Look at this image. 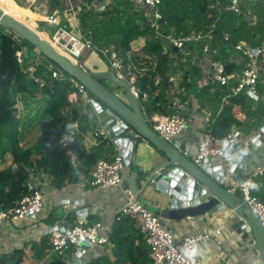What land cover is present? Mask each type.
Segmentation results:
<instances>
[{"label": "trees", "instance_id": "16d2710c", "mask_svg": "<svg viewBox=\"0 0 264 264\" xmlns=\"http://www.w3.org/2000/svg\"><path fill=\"white\" fill-rule=\"evenodd\" d=\"M229 5L230 0H162L161 18L154 26L150 18L125 0H117L98 15L84 14L82 23L92 32L94 46L104 62L107 57L100 50H109L113 45L120 52L126 79L136 75L138 99L146 115L171 116L173 97L184 101L193 95L201 107L212 108L211 127L215 134L224 137L235 128L249 135L264 125V99L257 103L243 91L237 96L230 95L219 112L229 94L228 88L216 84L201 88L197 82L202 77L201 70L191 61L184 64L180 52L166 43L167 36L204 37L212 31L211 46L216 49L212 60L222 62L227 73L238 71V62L231 58L235 46L240 42L253 48L264 44V10L260 6L253 7L254 20L252 15L244 14L245 7L237 14L227 10ZM139 40L143 44L136 49L134 44ZM197 48L202 50L201 42ZM28 49L34 48L0 27V164L9 155L12 164L17 165L16 169L0 167V211L3 212L14 210L30 195L27 183L37 173L50 177L52 186L62 189L76 183L80 172L88 171L80 164L89 169L101 158L114 153L113 144L101 139L98 146L86 148L85 137L91 126L82 113L83 102L77 89L65 79L53 78L44 63L36 67L35 76L40 82H35L27 69L36 55ZM19 52L22 53L21 64L17 58ZM176 75L181 78L179 88L186 98H181V93L170 92L169 77ZM261 80L258 88L264 96V78ZM236 108L246 116V122L236 116ZM27 115L32 118L24 120ZM76 122L79 124L77 132L72 129ZM62 142H66L64 147ZM263 182L264 177H255L251 193L264 203ZM127 229L133 230V234H126ZM135 236L137 241L132 238ZM109 241L114 245L113 258L103 255L85 264H150L149 248L139 230L134 231L131 219L123 218L115 223ZM27 262L23 251L0 255V264ZM47 264L67 262L56 255Z\"/></svg>", "mask_w": 264, "mask_h": 264}, {"label": "built area", "instance_id": "2783aa9c", "mask_svg": "<svg viewBox=\"0 0 264 264\" xmlns=\"http://www.w3.org/2000/svg\"><path fill=\"white\" fill-rule=\"evenodd\" d=\"M35 2V0H34ZM162 0H137V4L145 12L151 20V24L156 26L155 21L161 18L159 7ZM260 6L264 10V0H230L227 10L241 14L242 7L246 8L245 15L253 16V7ZM50 26H59L58 19L50 16L48 19ZM86 38L76 37L66 29L57 28L52 35L50 42L57 51L69 57L79 66L83 67L80 58L86 52L97 53L94 46L92 35L89 32ZM213 39L212 31L204 37L200 35L176 38L173 36L166 37V43L180 52L181 61L186 64L192 62L201 70V78L198 80L201 88L209 84H216L221 87H227L230 95L237 96L243 91L251 96L252 99H259L257 86L264 78V44L259 47H250L245 42H240L235 46L242 61L238 62L239 70L232 73L225 71L222 62L213 61L212 54L216 53V49L212 48L211 41ZM225 41L229 39L226 35ZM201 42L202 50H198L197 44ZM112 49V48H111ZM100 50L106 62L109 64L108 70L112 71L117 79L126 80L132 87V90L138 96L135 88L136 77L126 79L125 69L122 63L120 52L116 54V48L112 50ZM112 53L111 55L107 52ZM18 62L22 63V53H17ZM192 59V60H191ZM37 58L30 63L27 71L31 74L35 82L40 80L35 76L36 67L40 64ZM186 66V65H185ZM52 76L55 79H65L71 86L75 87L80 95L82 104V113L87 117L90 126L93 128V136L96 139L111 142L114 146V153L111 159H100L96 163L87 181V185L91 187H100L103 189H121L123 186L122 171L125 169L124 151L121 146L116 145L115 135L117 130L113 126L121 128L123 124L121 120H116L112 124L108 121L101 122L96 119L94 112L95 100L87 89L80 84L75 78L52 70ZM170 83L177 81L175 76L169 77ZM181 94L185 93L181 89ZM190 102L181 101L177 97H173L171 101V116H147V122L153 123L152 129L164 140L170 143H180L179 138L190 128L192 120L188 118L186 112H189L187 106H193L195 100L190 98ZM88 106L89 108H86ZM204 121L200 124V136L197 139V147L192 155L189 150L184 152L189 155L193 163L200 168H211L213 164L223 165L227 153L236 152L239 149L250 144L251 136L245 135L242 131L231 130L226 136L220 137L214 133L211 127L210 112L207 111ZM100 114V113H99ZM73 131L77 132L79 124L76 122L72 126ZM73 138V137H70ZM72 140V139H71ZM66 142H62V147ZM13 169L17 165H10ZM244 173L242 182L238 183L232 177L223 179L222 184L226 185L228 190L234 192L238 190L243 201L249 206L251 211L259 218L264 227V203L251 193L253 178L257 175L264 174V167H257L254 172ZM247 173V174H246ZM228 180V182H226ZM30 195L25 197L17 208L12 211H0V224L3 222L17 223L21 221H32L42 212L44 195L36 182L34 176L27 183ZM129 218L134 222L135 227L143 235L149 248L150 264H202L198 254L200 247L210 239L211 235H220V229L213 232L207 231L204 234H195L186 236L182 239L176 238L173 233L163 226L160 217L150 212L144 204L131 197L121 207L117 213L116 220ZM250 231V230H249ZM48 245L51 250L61 258L65 259L67 264H83V256L89 248L101 246L108 242V230H105L103 224L98 222L88 224L84 218L79 217L76 223L62 224L51 228L48 233ZM87 245L88 249L83 246ZM78 253L81 254L80 257Z\"/></svg>", "mask_w": 264, "mask_h": 264}, {"label": "crops", "instance_id": "0c3cea01", "mask_svg": "<svg viewBox=\"0 0 264 264\" xmlns=\"http://www.w3.org/2000/svg\"><path fill=\"white\" fill-rule=\"evenodd\" d=\"M116 1L117 0H35L34 2V0H7L2 1V3L11 11L10 13L8 10L3 9L5 12L10 13V15L26 23L46 39L50 40L52 34H54L53 31L55 32L57 28L66 29L73 35L77 33L78 36L82 38L88 37L89 32L92 35V32L87 30L82 23L83 15L89 12L98 15L104 11L107 6L114 4ZM125 1L136 11L142 12L143 16L149 18L141 9V6L137 4V0ZM50 16L58 19L59 26L53 27L48 24ZM142 44V40H139L134 44V48L138 49ZM114 47L113 45L110 46V48ZM110 48L108 49L110 50ZM105 51H107V49H105ZM28 52H31L34 56L36 55L32 50L29 51L28 49ZM87 53L92 55L91 57L93 59V65L88 67L84 65L87 71L99 72L108 70V65L97 53ZM32 62L33 61H31V63ZM81 62L83 64L84 60L82 59ZM185 68L187 69L188 66L186 65ZM175 77L177 81L171 84L170 92L172 94H180L181 88H179V85L181 78L179 75ZM159 85L160 88H162V83ZM257 89L259 92L258 86ZM181 96V98H186L185 94ZM249 97L251 98L250 95ZM190 98H193L195 103L193 106L189 105L186 107L189 111L186 112V114L188 118L192 120V125L183 136L178 139V142L184 144L186 147L188 146L190 153L193 155L197 147V134L200 131V124L204 121L205 114H208L206 113L207 111L210 112V121H212L213 111L212 108L201 107L198 100L193 95H190L189 98L184 101L191 103ZM259 99H264V96L260 95V92ZM259 99L257 101L253 100L258 103ZM227 102V99L222 101L219 112ZM94 106L95 108L93 110L96 119H99L101 122L108 121V114L105 112V115L102 116L101 113L104 112H100L96 103H94ZM86 108L89 107L86 106ZM234 111L239 119H242L244 122L248 120L237 108ZM152 116L159 115L153 114ZM232 130H235V128ZM258 130L252 131L247 136L255 134ZM98 144L99 141L93 136V128L91 127L85 137V146L89 150L90 148L98 146ZM112 155L113 153L101 159H111ZM135 155L136 158L134 161L122 171L123 186L121 189H103L87 185V181L91 176L94 166L88 169L84 164H80V167L88 171L80 172L76 183L67 184L62 189L53 187L50 177L42 173H37L35 180L39 184L44 195L42 209L44 214L41 215V212L37 218L32 221H21L17 223L3 222L1 226L7 224L8 232L5 234L0 232V255L2 253L11 254L15 251H23L28 257L27 264H47L51 257L56 256L48 245L49 228L62 224L76 223V220L81 217L84 218L88 224L100 222L103 224L104 229L108 230V242L101 246L89 248L82 258L83 264L87 263L92 258H98L103 255L113 258L114 245L109 241L111 228L115 223L120 221L116 220L118 211L123 204L132 197L128 191L127 180L138 171L139 167L148 169L150 166L149 159L155 156V151L150 144H145L140 150L135 151ZM241 161L247 164V173L254 172L257 167H264V157L257 156L256 154H253L250 158L242 157ZM215 166H218V164L212 165V167ZM222 166L225 175H227L225 162ZM259 176L264 177V174L255 177ZM141 177L142 176L138 179L140 180ZM262 189L264 191V182L262 183ZM237 192L238 190H234L236 195H238ZM75 201L79 203L78 212L75 211V207H73ZM139 201L158 217H160V211L165 206L164 202L153 197H141ZM162 222L164 221L162 220ZM239 225V218L230 210H225L224 212L218 211L203 218L187 219L182 222H167L165 223V228L170 230L178 239L220 229V235H211L210 239L204 242L200 247L198 256L202 264H260L251 245H249V241H244L243 234L237 229ZM126 231V234H133V230L130 231L127 229ZM134 231H138L135 225ZM132 238L134 241H137V236Z\"/></svg>", "mask_w": 264, "mask_h": 264}, {"label": "water", "instance_id": "95a60500", "mask_svg": "<svg viewBox=\"0 0 264 264\" xmlns=\"http://www.w3.org/2000/svg\"><path fill=\"white\" fill-rule=\"evenodd\" d=\"M0 27L33 46L36 53L43 57L46 66L67 74L82 84L95 100L100 112L108 114V124L118 119L122 121L119 130L118 126H113L117 130L114 143L122 147L126 166L136 158L135 151L145 144L154 148L155 156L149 159L148 169L139 167L127 180V187L131 196L137 200L141 197H153L164 202L165 206L160 211L163 226L167 222L198 219L218 211L230 210L240 220L237 229L243 234L244 241H249L256 258L260 264H264L262 223L240 196L229 191L227 184H222L223 179L229 177H234L238 183L242 182L247 169V164L241 161L242 157L250 158L253 154L264 157V126L253 134L248 146L226 154L224 162L227 175L222 165L200 168L189 155L184 154L189 150L188 146L167 142L152 129L138 96L126 80L117 79L110 70L87 71L57 51L50 40L2 8ZM104 82L112 84L118 90H110ZM199 136L200 133L197 134V139ZM78 204L77 201L74 202L75 211ZM83 248L86 250L88 246L84 245ZM80 255L78 253L79 257Z\"/></svg>", "mask_w": 264, "mask_h": 264}, {"label": "rangeland", "instance_id": "374dc122", "mask_svg": "<svg viewBox=\"0 0 264 264\" xmlns=\"http://www.w3.org/2000/svg\"><path fill=\"white\" fill-rule=\"evenodd\" d=\"M0 8H2V9H6V10H8L10 13H11V11L8 9V7L6 6V5H3V3H2V1L0 0ZM49 33H51V32H49ZM48 33V34H49ZM49 35H51V34H49ZM74 36H76V37H79L78 36V34L77 33H75L74 34ZM111 49V48H110ZM113 49V48H112ZM111 49V50H112ZM32 51H34L35 53H36V51L33 49ZM106 52V51H105ZM111 52V51H110ZM109 51L107 52V54H109L110 53ZM116 54H118V50H116V52H115ZM112 53H110V55H111ZM215 54L216 53H214V54H212V56L214 55L215 56ZM99 55V54H98ZM83 57L82 58H80L81 60H80V62L82 61V59L84 60V63L82 64L83 65V68L85 67V66H91V65H93V59H92V55H90L89 53H85V54H83L82 55ZM100 56V55H99ZM38 59V60H40V62L41 63H44V59H43V57L41 56V55H38L37 53H36V56H35V59ZM231 58H232V60L233 61H235V62H240V61H242V57H241V55L238 53V52H233V54L231 55ZM103 60V59H102ZM107 65H108V67H109V64L107 63V62H105ZM45 64V63H44ZM85 65V66H84ZM48 67V66H47ZM85 69V68H84ZM132 77H136V75H133ZM105 83V85L110 89V90H112V91H117L118 89H117V87H114L112 84H110V83H107V82H104ZM135 88H136V86H135ZM247 92V91H246ZM101 115L103 116V115H105V112L104 113H101ZM32 118V117H31ZM30 118V116L29 115H27V116H25L24 117V120H30L31 119ZM150 125L153 127V123H150ZM12 164V157L11 156H6L5 157V159L3 160V163H1L0 164V167L1 168H5V167H9L10 165ZM237 194L238 195H240L241 196V194L239 193V192H237ZM44 214V211L42 212V214L41 215H43ZM40 215V216H41ZM2 227V233L3 234H5V233H7L8 232V228H7V224H4L3 226H1ZM46 238V237H45Z\"/></svg>", "mask_w": 264, "mask_h": 264}, {"label": "bare ground", "instance_id": "6f19581e", "mask_svg": "<svg viewBox=\"0 0 264 264\" xmlns=\"http://www.w3.org/2000/svg\"><path fill=\"white\" fill-rule=\"evenodd\" d=\"M1 1H7V0H1ZM6 13H8V12H6ZM8 14H10V13H8Z\"/></svg>", "mask_w": 264, "mask_h": 264}, {"label": "clouds", "instance_id": "9594fccd", "mask_svg": "<svg viewBox=\"0 0 264 264\" xmlns=\"http://www.w3.org/2000/svg\"><path fill=\"white\" fill-rule=\"evenodd\" d=\"M253 187H255V185H253Z\"/></svg>", "mask_w": 264, "mask_h": 264}]
</instances>
